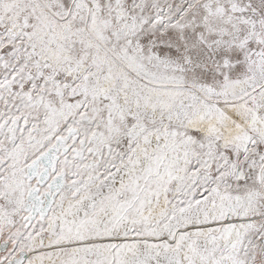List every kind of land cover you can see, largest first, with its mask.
Masks as SVG:
<instances>
[{"label": "snow or ice", "instance_id": "6c2138e0", "mask_svg": "<svg viewBox=\"0 0 264 264\" xmlns=\"http://www.w3.org/2000/svg\"><path fill=\"white\" fill-rule=\"evenodd\" d=\"M0 264H264V0H0Z\"/></svg>", "mask_w": 264, "mask_h": 264}]
</instances>
